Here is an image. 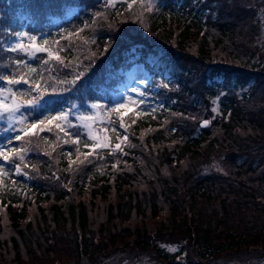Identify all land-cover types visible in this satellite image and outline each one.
I'll return each mask as SVG.
<instances>
[{
  "label": "trees",
  "instance_id": "obj_1",
  "mask_svg": "<svg viewBox=\"0 0 264 264\" xmlns=\"http://www.w3.org/2000/svg\"><path fill=\"white\" fill-rule=\"evenodd\" d=\"M130 1L0 0V76L29 81L0 88L26 102L43 96L34 119L106 109L136 63L163 102L117 115L107 130L117 148L90 149L80 127L53 119L12 139L7 149L23 155L0 160V264H92L113 250L160 264L264 260L262 1L158 0L154 11ZM23 24L44 46L30 60L3 50L6 29ZM215 75L223 85L207 83Z\"/></svg>",
  "mask_w": 264,
  "mask_h": 264
},
{
  "label": "rangeland",
  "instance_id": "obj_2",
  "mask_svg": "<svg viewBox=\"0 0 264 264\" xmlns=\"http://www.w3.org/2000/svg\"><path fill=\"white\" fill-rule=\"evenodd\" d=\"M116 1H123V0H110L112 4H115ZM125 4H130V0H124ZM158 0H145V5L148 10L154 11L156 7ZM261 8L259 14L261 17V28H262V34L264 35V0H261ZM136 23H134L131 28L135 29ZM22 28V29H21ZM19 27L18 31L20 33H26L29 35H24L21 39H17L12 33L18 32L17 30H8L9 32L6 33L9 35V39L6 38L4 44H3V50L4 51H9L7 50L9 45H12L14 43L22 44L24 48V52L21 51H16L17 54H20L22 56L26 57V60H30L32 55L35 54L38 51H41L43 49V44L38 45L36 43V39L32 40L30 37L34 36V34L28 33L26 29V25H23V27ZM36 37V36H34ZM13 52V51H10ZM26 53V54H25ZM22 60V59H21ZM63 64V62H61ZM61 69L64 70L65 72L70 71V68L65 66H61ZM77 74V72H74V77ZM126 77V83L118 85L116 89L113 90V99H114V104L112 106L107 107L106 109L104 107H100V105L97 102L94 103H88L86 106L83 108H78V105H73L70 110L66 109L64 112L68 113V120L67 121H60L64 127L68 128L70 125H77L78 127L81 128V130L86 134L88 141L90 143V149H102L105 150V148L111 149V148H117V145H119L121 142V137L116 139L115 141L113 138L109 136V127H116V124H114L115 117L117 115H125L127 112L131 111L132 109H140V110H146L149 108H154L160 111L162 109V105H160V100L159 101H154L153 99H149L147 97L148 94V85L153 83V80H150V77L148 72H146L144 65L136 63V65H132L131 68L126 70L125 73ZM224 80V79H223ZM226 84V83H225ZM4 89V91L0 92V100H3L6 105L11 106L13 103V100L18 101L20 105H26L28 102L25 100H20L17 95L16 91L12 89V86L10 88L4 87L0 88ZM135 89L136 91H133ZM144 93L143 95H140V93ZM12 93H15L13 96ZM222 94V93H220ZM219 99L218 97H215L213 99V113L218 112L219 113ZM23 101V102H22ZM140 101H143V103H140ZM123 102L122 107H116V105L120 104ZM92 105H96V107H92ZM42 106L40 103L37 108H21L20 113H16L15 117H5L0 119V136H5L6 138L4 140H0V146H3L5 142L9 139L12 138L14 139V135L18 133L21 136L27 135L29 132L31 133L32 130H34L35 125H32L30 121L34 119V115L37 114L39 111L38 109ZM111 113V114H110ZM23 114V116L26 117L24 123L19 122V117L20 115ZM45 117V114L42 115L41 118ZM71 119V120H70ZM198 123L201 120H206L204 119L203 116H198ZM29 124V125H27ZM209 125V122L207 123ZM7 129V131H6ZM22 131V132H21ZM30 133L28 135H30ZM27 135V136H28ZM16 141V140H15ZM7 149L3 148L5 153L11 157L12 155H18L19 158L23 155V150L22 149H15L13 151V147ZM250 150L252 148H249ZM3 164H6L7 161H3L1 158ZM213 168L217 167L216 165L212 166ZM14 173L16 175H23L27 179H29V176L27 173L23 170L20 169L17 170L15 168ZM167 250L171 253H177L179 250V247L176 245H167L165 246ZM97 254V253H96ZM108 255V257H107ZM183 255H177L176 256V261L177 260H184L182 257ZM244 258H252L253 255L251 254H246L244 253ZM152 256L150 255H141L137 254L136 256L131 255H125L123 254L122 256H115V250L110 251L109 254H106V252H101L99 255H97L92 264H160L158 262H149L148 259L151 258ZM63 259H66L65 256H63ZM219 261V258H210L209 262L210 263H216ZM65 264H77L76 262H69ZM256 264H264V260L260 263Z\"/></svg>",
  "mask_w": 264,
  "mask_h": 264
},
{
  "label": "snow or ice",
  "instance_id": "obj_3",
  "mask_svg": "<svg viewBox=\"0 0 264 264\" xmlns=\"http://www.w3.org/2000/svg\"><path fill=\"white\" fill-rule=\"evenodd\" d=\"M12 35H14L18 40L21 39L24 35H29L26 33H19V32H15L12 33ZM32 40L37 39L34 36L30 37ZM9 51H21L24 52V48L22 46V44H18V43H14L12 45H9L8 49ZM26 54V53H25ZM57 59H59V57H57ZM17 65L20 64H25L26 62L23 60H17L16 61ZM81 78V73H77L74 77V82L77 80H80ZM0 80L6 81L8 84L10 85H20L21 83L27 85L29 83L28 80L23 79V77L21 78H16L15 76L9 78V76L5 75V76H0ZM36 90L39 91V89L41 88V85H36ZM4 91V89H0V92ZM133 91H136L135 89H133ZM144 93H140V95H143ZM12 95L14 96L15 93H12ZM43 99V96H39L37 99L29 101L26 105H18L15 100H13V103L11 106L6 105L4 103L3 100H0V119L5 118V117H15L16 113H20L21 112V108H37L40 104V101ZM140 103H143V101H140ZM123 106V102H121L120 104L116 105V107H122ZM92 107H96V105H92ZM26 117L23 116V114L20 115L19 117V122L20 123H24L25 122ZM53 119V120H58V121H67L68 120V113H65L64 111H61L57 114H55L54 116L51 117H43V119L41 118H36L34 120L31 121L32 125L35 124H44L46 121ZM208 121H205V124H207ZM60 124H57V127H59ZM43 130V129H42ZM7 131V129H6ZM73 135H75L77 137V139L79 138V133H74ZM15 140H19L20 139V135L17 134L14 138ZM12 138H9L5 144L3 146H0V158L3 159V161H8L9 160V156L5 153V151L3 150V148H6L8 145L12 144ZM117 147H119V145H117ZM13 151H15V148L12 149ZM17 170H19V165L16 164L14 165Z\"/></svg>",
  "mask_w": 264,
  "mask_h": 264
},
{
  "label": "water",
  "instance_id": "obj_4",
  "mask_svg": "<svg viewBox=\"0 0 264 264\" xmlns=\"http://www.w3.org/2000/svg\"><path fill=\"white\" fill-rule=\"evenodd\" d=\"M205 121H206V120H203L202 122H200V127H204V126L207 125V124H205Z\"/></svg>",
  "mask_w": 264,
  "mask_h": 264
}]
</instances>
